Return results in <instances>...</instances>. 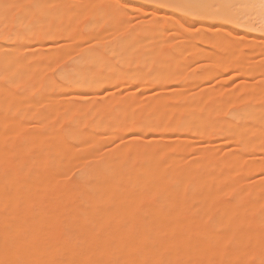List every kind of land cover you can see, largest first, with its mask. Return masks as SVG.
I'll list each match as a JSON object with an SVG mask.
<instances>
[{
    "label": "bare ground",
    "instance_id": "6f19581e",
    "mask_svg": "<svg viewBox=\"0 0 264 264\" xmlns=\"http://www.w3.org/2000/svg\"><path fill=\"white\" fill-rule=\"evenodd\" d=\"M0 264H264V0H0Z\"/></svg>",
    "mask_w": 264,
    "mask_h": 264
},
{
    "label": "rangeland",
    "instance_id": "374dc122",
    "mask_svg": "<svg viewBox=\"0 0 264 264\" xmlns=\"http://www.w3.org/2000/svg\"><path fill=\"white\" fill-rule=\"evenodd\" d=\"M238 80H239V79H237V78H232V79H230L229 82H226V83H225L224 88H225V87H227V88H228V87H232L233 85H235V84L237 83ZM207 83H208V85H219V84H222V82L216 80L215 77L209 79ZM223 84H224V83H223ZM118 139H119V138H118ZM118 139H117V140H118ZM79 168H80V166H79L78 164H74V165H72V166L70 167V169L68 170V172H69L70 174H73L74 172L78 171Z\"/></svg>",
    "mask_w": 264,
    "mask_h": 264
}]
</instances>
